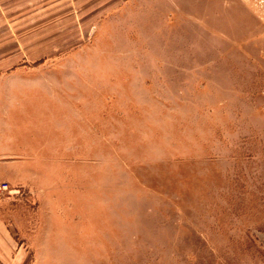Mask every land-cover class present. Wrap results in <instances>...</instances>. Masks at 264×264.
I'll return each mask as SVG.
<instances>
[{
	"label": "rangeland",
	"instance_id": "obj_1",
	"mask_svg": "<svg viewBox=\"0 0 264 264\" xmlns=\"http://www.w3.org/2000/svg\"><path fill=\"white\" fill-rule=\"evenodd\" d=\"M9 2L0 264H264V0Z\"/></svg>",
	"mask_w": 264,
	"mask_h": 264
},
{
	"label": "crops",
	"instance_id": "obj_2",
	"mask_svg": "<svg viewBox=\"0 0 264 264\" xmlns=\"http://www.w3.org/2000/svg\"><path fill=\"white\" fill-rule=\"evenodd\" d=\"M10 0H0V31H4L5 30V26H6V22L8 24L9 27L12 28V25L6 21V15H7V8L10 7ZM14 31V30H13ZM1 45H4V43H0V46ZM5 231H8L10 233V230L5 227L4 228ZM0 238H1V235H0ZM3 252H1V249H0V255L3 256Z\"/></svg>",
	"mask_w": 264,
	"mask_h": 264
}]
</instances>
